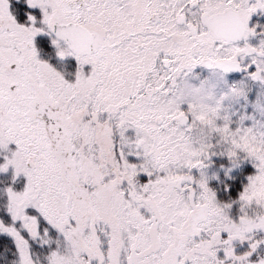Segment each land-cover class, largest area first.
<instances>
[{
	"label": "snow or ice",
	"instance_id": "6c2138e0",
	"mask_svg": "<svg viewBox=\"0 0 264 264\" xmlns=\"http://www.w3.org/2000/svg\"><path fill=\"white\" fill-rule=\"evenodd\" d=\"M0 264H264V0H0Z\"/></svg>",
	"mask_w": 264,
	"mask_h": 264
}]
</instances>
